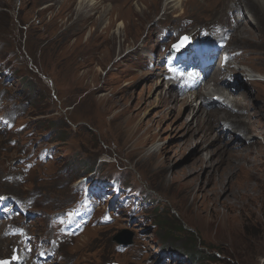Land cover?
Segmentation results:
<instances>
[{
    "label": "rangeland",
    "instance_id": "obj_1",
    "mask_svg": "<svg viewBox=\"0 0 264 264\" xmlns=\"http://www.w3.org/2000/svg\"><path fill=\"white\" fill-rule=\"evenodd\" d=\"M175 4L170 0H94L92 5L85 0H0V76H9L10 68L15 77L13 86L6 83L1 90L5 89L7 106L22 116L15 128L27 124L20 133H0V195L36 198L42 215L29 223L37 236L50 235V218L57 212L67 217L77 195L82 199L84 225L107 220L109 214L95 208H113L115 202H107L108 189L121 204L118 211L110 212L117 223L86 228L62 247L64 264H149L156 263L160 253L167 254L162 255L167 258L164 262L174 257L173 264H189L183 253L190 233L197 236L198 249L218 259H206L205 264L264 261V80L251 82L242 72L253 71L264 79V11L244 7L243 22L255 16V22L249 20L247 25L250 35L241 31V37H233L228 46L237 57L231 69L244 80L235 93L226 88L239 110L228 114L243 116L246 122L214 133L213 127L227 111H209L200 101L193 102V108L201 107L205 113L196 124L190 107L182 102L186 97L178 94L179 100L168 101V88L149 67V57L155 53L163 59L174 45V33L192 40L200 29L209 35L217 23L233 21L225 9L231 1ZM247 35L254 43L246 42ZM164 36L160 51L159 37ZM155 66L162 69L158 61ZM71 79L75 87L67 85ZM207 119L213 126L209 133L221 135V141L211 135L208 142L199 143L208 131ZM236 132L247 133L253 143L244 142L243 134ZM234 135L242 141L233 142ZM35 145L36 168L25 176V183H10L7 176L14 175L19 160ZM219 149L224 151L216 155ZM212 154L213 162H220L215 173L203 160ZM91 175L96 180L117 178L125 189L100 178L95 186L75 193V185ZM148 206L163 211L170 220L169 232L145 222L150 216L157 223L161 218H155ZM179 226L186 233L178 232ZM130 235L131 244L120 253L117 239ZM15 245L0 243V261L10 259Z\"/></svg>",
    "mask_w": 264,
    "mask_h": 264
},
{
    "label": "bare ground",
    "instance_id": "obj_2",
    "mask_svg": "<svg viewBox=\"0 0 264 264\" xmlns=\"http://www.w3.org/2000/svg\"><path fill=\"white\" fill-rule=\"evenodd\" d=\"M181 1L182 0H170V2H176V4L175 5H179L180 3H181ZM231 1V4L229 5V7H228V9L225 7V9H226V11L228 12H233V13H235V12H239V14L241 13V11H242V13H243V9H244V7H249V10L251 11V9H250V7H252L253 8V11H255V9H261V11H264V0H230ZM82 2H83V0H82ZM86 2H89V5H92L93 3H94V0H85V3ZM251 3H253V5H255V6H257V7H255V6H252L251 5ZM214 5V4H213ZM260 7V8H259ZM200 8L202 9V5L200 6ZM228 12V13H229ZM260 17V16H259ZM258 19V18H257ZM219 20V19H218ZM233 21H229L228 23H224V22H222V23H217V25H215V26H217V29L215 28V30H213V31H210L211 33H222V34H224V35H228V34H232L233 32L234 33H236L235 34V36H233L234 37V39L236 38V40H238L239 39V37H241V36H239L238 34L241 32V31H245V32H247V34H249L250 35V32H249V29H248V27H247V25L250 23V21L252 20V22H255L254 20H255V16H253V17H249V20L246 18V22H243V21H241L239 18H237L236 17V19L235 18H233L232 19ZM259 22V21H258ZM264 22V21H263ZM262 23V22H261ZM251 24V23H250ZM119 26H121V25H119ZM261 26V25H260ZM250 27V26H249ZM251 29V28H250ZM205 30H207V29H204L203 30V32L205 31ZM254 30V29H253ZM207 31H209V30H207ZM199 33H202L201 32V29L199 30ZM241 34V33H240ZM248 36V35H247ZM238 37V38H237ZM249 38H247V40H246V42L248 43V44H252V43H254V41L252 40V38L250 39V37L251 36H248ZM233 40V39H232ZM217 41H219V40H217ZM242 66V65H241ZM240 66V67H241ZM241 69V68H240ZM243 73H244V78L246 79H248V80H250L251 82H255V83H258V82H260V81H263L264 79H263V77L260 75V74H258V73H255V72H253V71H247V70H245V71H242ZM230 73H231V75H234L235 76V80H237V78H238V80H239V84H241V80L243 79V78H241L240 77V73H239V71L238 70H231L230 71ZM220 75H216L211 81H214L216 84H215V90H212V89H210V88H207V86L205 87L206 89H204V91H200V93L198 92V93H196V94H192V95H189V96H186V98H184L183 100H182V102L186 105V106H188V107H190V109H191V112H192V117H193V120L196 122V124H198V122H200L201 120H202V118H203V116L202 115H204L205 113L202 111V110H200L201 109V107H199L200 109L199 110H196V108H193V102H198V101H200L199 100V96H200V94H203L202 96H205V95H207V96H209L210 98H212L213 96H216V95H218V96H221V97H224L230 104H231V106L232 107H234L235 108V105H233V103L231 102V98H230V96H231V94L229 93V92H227L226 90V88L228 87V86H225V82L226 81H223V80H221V81H218V77H219ZM185 78V75H183V77H182V79H184ZM68 81H69V79H68ZM75 81V80H74ZM67 85H69L70 87H75L76 85H77V83H73V80L71 79L70 80V82H69V84L67 83ZM171 86H173V85H170V86H168L167 88V91H166V98L168 99V101L169 102H171L172 100H174V101H177V100H179L178 99V94L177 93H174V91L175 92H177L176 90H174V88L173 87H171ZM226 88H225V87ZM173 92V93H172ZM234 101V100H233ZM192 107V108H191ZM225 112V111H224ZM238 112H239V110H238ZM207 113V112H206ZM229 112H227V113H224L225 114V116L226 117H224V116H222V117H220V119H219V124H218V126L217 127H213L212 125H211V123L209 122V120L207 119V121L209 122L208 123V131L207 132H203L202 133V136H201V138H200V141H199V143L200 144H203V143H206V142H208L209 140H210V138H211V135H212V138H214V136H215V141H221L222 140V136L221 135H214V134H212L211 132L209 133V131H210V129H211V127H213V131H214V133H225L226 131H228V130H230L232 127H237V128H240L242 125H240L241 124V122H246V118H243V116L242 117H240V118H237V117H235L234 115H231V114H228ZM209 114L207 113V116H208ZM250 117H251V114H248ZM247 115V116H248ZM246 116V117H247ZM228 118H230V119H232V121H230ZM233 118H235V119H233ZM188 125H190V124H188ZM227 125H229L231 128L230 129H228L226 126ZM192 130V129H191ZM199 130V129H198ZM198 130L197 131H195V132H198ZM237 134H243V138H244V142L245 141H250L251 142V144L253 143L252 141H253V139L251 138V137H248L246 134L247 133H239V132H236ZM235 133V134H236ZM242 141V137L241 136H238L237 138L235 137V135L233 136V142H241ZM247 143V142H246ZM154 149L155 150H157L158 148L155 146L154 147ZM224 150H222V149H219V150H217V152H216V155L219 153V152H223ZM152 155V154H151ZM211 155V154H210ZM215 154H212V156H210V158L208 159V158H205V159H203L204 161H205V164H207V167H209L210 168V173H215L216 172V170L218 169V165H219V163L220 162H218V159L216 160L217 161V165H216V163H215V161L213 162V157L214 156H216ZM156 164V163H155ZM159 164V163H158ZM163 167L162 166H160V167H158V169H162ZM204 170V169H203ZM0 242H1V239H0ZM262 264H264V261H263V263Z\"/></svg>",
    "mask_w": 264,
    "mask_h": 264
},
{
    "label": "trees",
    "instance_id": "obj_3",
    "mask_svg": "<svg viewBox=\"0 0 264 264\" xmlns=\"http://www.w3.org/2000/svg\"><path fill=\"white\" fill-rule=\"evenodd\" d=\"M155 213H156V217L155 218L161 217L158 220V223H157L156 219L154 220L155 226H159L160 230L168 231L170 229L169 228L170 220L167 219V217L165 216L163 211H159V208L155 209ZM179 228L180 229H179L178 232L186 233L185 232L186 230L183 228V226H179ZM167 234H170V233H167ZM247 234L250 237H253V234L251 235L250 232H248ZM173 235H175V233H173ZM188 235L190 237V244H189V246H187V247L185 246L184 247L185 248L184 252L188 256L189 263H192V264H205L206 259L212 260L213 262L218 261V259L214 255H207V252L197 248V236H195L193 233H190ZM205 255L210 256V257H206Z\"/></svg>",
    "mask_w": 264,
    "mask_h": 264
},
{
    "label": "water",
    "instance_id": "obj_4",
    "mask_svg": "<svg viewBox=\"0 0 264 264\" xmlns=\"http://www.w3.org/2000/svg\"><path fill=\"white\" fill-rule=\"evenodd\" d=\"M186 44H187V46L190 45V41H187ZM183 50H186V48H184V49L180 48L179 50H176L175 48L172 49L173 52H177V53H182ZM117 243L119 245H124V246H127V245L131 244V235H130V238L129 239H126V238H118L117 239Z\"/></svg>",
    "mask_w": 264,
    "mask_h": 264
},
{
    "label": "snow or ice",
    "instance_id": "obj_5",
    "mask_svg": "<svg viewBox=\"0 0 264 264\" xmlns=\"http://www.w3.org/2000/svg\"><path fill=\"white\" fill-rule=\"evenodd\" d=\"M187 39H188L187 37L183 38L179 44L174 45L173 47L176 50H179L187 42ZM0 199H4V198L3 197H0ZM14 259H17L18 260V257H14ZM0 264H9V262H7V261H0Z\"/></svg>",
    "mask_w": 264,
    "mask_h": 264
}]
</instances>
